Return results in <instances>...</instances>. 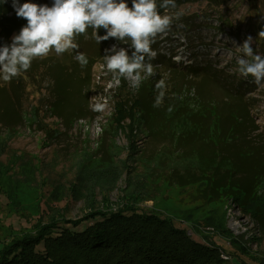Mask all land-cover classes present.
Masks as SVG:
<instances>
[{"label":"rangeland","instance_id":"1","mask_svg":"<svg viewBox=\"0 0 264 264\" xmlns=\"http://www.w3.org/2000/svg\"><path fill=\"white\" fill-rule=\"evenodd\" d=\"M255 8L254 0H199L162 11L161 15H182L151 45L155 59L145 63H151L155 74L143 71L141 75L142 82L154 89L163 79L165 97L178 91L185 100L222 103L228 94L238 93L248 101V116L254 124L245 137L264 154V82L255 85L251 76L245 78L236 70L243 56L239 46L248 36L253 38L254 53L257 51ZM261 13L264 16V10ZM87 31L97 41L96 30L90 27ZM86 36L80 43L93 48ZM102 42L103 50L115 45L125 48L128 55L133 51L130 41L109 38L97 44ZM88 81L90 111L85 118H72L64 126L49 114L40 112L37 118L28 111L18 126L0 125V238L7 242L38 223L46 224L52 216L76 221L89 212L91 204L114 209L128 192L142 188L150 198L139 201L137 207L170 221L193 241L217 248L224 264H263L264 229L255 215L264 211V180L257 196L243 203L239 199L211 204L193 201L184 194L194 186L182 189L163 178L168 177L167 170L189 169L192 157L176 155L182 152L181 145L176 146L169 135L160 136L152 146L127 97L138 90L132 82L124 79L123 83L118 74L108 72L105 60L91 67ZM36 96L32 93L29 98ZM198 116L197 123L207 118L205 113ZM233 146L239 147V143ZM260 161H254L251 168L263 167ZM153 166L155 171L150 170ZM88 191L92 201L85 199Z\"/></svg>","mask_w":264,"mask_h":264},{"label":"trees","instance_id":"2","mask_svg":"<svg viewBox=\"0 0 264 264\" xmlns=\"http://www.w3.org/2000/svg\"><path fill=\"white\" fill-rule=\"evenodd\" d=\"M186 1L199 0H176V5ZM205 1L219 3L223 0ZM254 1L258 12L256 54L264 57V35L259 34L264 31L261 13L264 0ZM25 2L50 7L53 0H18V4ZM127 2L131 7L130 0ZM161 2L157 0L158 5ZM166 9L170 8H158V11L163 13ZM26 23L24 18L17 17L12 0H0V46L10 45L12 37L19 34ZM97 31L104 35L102 29ZM85 35L94 44L93 48L80 43ZM85 35L76 38L78 49L60 56L52 52L45 58H36L27 71L10 82L0 79V125L16 127L28 111L37 118L40 112L49 114L61 120L64 126L70 124L72 118H85L90 111L87 97L91 67L104 60L105 55L112 54L102 49L103 42L97 44L92 33L86 31ZM78 52L88 59L83 68L76 59ZM187 68L183 69L188 71ZM124 79L120 77L123 83ZM156 92L152 84L144 81L135 93H127V97L134 103L139 126L152 146L160 136L169 135L176 146L181 145L182 152H175L176 155L192 157L189 169L167 170L168 177L163 176L166 183L182 189L194 186L184 195L204 204L222 199H239L243 203L256 197L264 180V166L252 169L251 165L264 158V154L259 153L261 148L250 146L245 137L254 129L248 116V101L235 92L225 96L222 103L201 98L195 102L185 100L177 91L154 108ZM32 93L37 96L30 100ZM204 113L207 118L203 122L194 121ZM236 143L239 147L233 146ZM156 168L153 166L150 170ZM125 196L114 209H98L91 204L89 212L76 221L52 216L46 224L38 223L7 242L0 238V264H224L217 248L193 241L170 221L137 207L139 201L150 198L146 190L132 189ZM85 199L93 200L90 191ZM255 219L264 229V211L256 214Z\"/></svg>","mask_w":264,"mask_h":264},{"label":"clouds","instance_id":"3","mask_svg":"<svg viewBox=\"0 0 264 264\" xmlns=\"http://www.w3.org/2000/svg\"><path fill=\"white\" fill-rule=\"evenodd\" d=\"M17 17L27 23L19 34L12 37L10 45L0 46V79L10 82L22 72L27 71L36 58H45L54 52L57 56L78 49L76 37L85 34L88 28L96 30L97 43L115 38L127 43L133 49L129 56L125 48L117 49L115 45L106 52V69L119 77L128 79L133 87L139 89L146 71L154 75L151 63L155 59L151 45L155 38L168 30L174 20H179L180 12L173 15H161L158 8L177 7L176 0H131V7L125 0H53L52 6L25 2L18 4L12 0ZM103 28L106 34L97 35ZM264 35V31L259 33ZM253 38L248 36L239 46L243 56L237 61V72L247 78L251 76L255 85L264 82V57L254 53ZM77 61L83 68L87 66V56L78 52ZM158 95L153 103L154 108L162 105L165 97L166 83L163 79L155 84ZM97 110H102L97 105ZM171 111V108H169Z\"/></svg>","mask_w":264,"mask_h":264}]
</instances>
